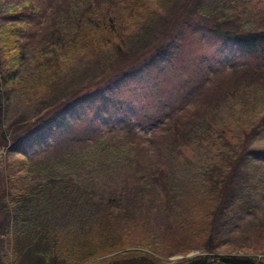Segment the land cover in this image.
Returning <instances> with one entry per match:
<instances>
[{"label": "trees", "instance_id": "trees-1", "mask_svg": "<svg viewBox=\"0 0 264 264\" xmlns=\"http://www.w3.org/2000/svg\"><path fill=\"white\" fill-rule=\"evenodd\" d=\"M151 1L0 0V173L8 180L16 156L34 149L55 156L48 166L35 165L45 178L40 187L24 180L0 187L1 231L13 234V242L21 234L45 241L36 254L50 264H113L119 258L264 264V9L251 0H155L154 7ZM125 14L139 23L136 31L122 29ZM55 20L69 25L62 38L52 33L57 41L47 40L46 26ZM207 36L220 50L216 46L208 57L201 52L190 70L183 44ZM44 48L57 58L91 48L96 67L81 68L82 84L61 98L47 85L49 97L33 121L7 131L4 78L32 50L43 56ZM54 73L59 77L58 69ZM112 105L120 115L108 111ZM135 109L151 110L145 114L148 133L136 129ZM73 111L83 117L75 121L79 126L67 124ZM102 162L112 163L105 172L94 166ZM53 166L61 170L52 172ZM91 182L103 190H93ZM95 192L118 203L98 205ZM138 193L147 204L151 195L165 200L160 222H175L168 229L177 239L160 256L132 249L138 243L125 222L142 210ZM117 195L131 197L125 202ZM242 215H257L254 248L216 254V242L235 231ZM142 240L155 245L152 237ZM193 248L199 252L164 259Z\"/></svg>", "mask_w": 264, "mask_h": 264}, {"label": "rangeland", "instance_id": "rangeland-1", "mask_svg": "<svg viewBox=\"0 0 264 264\" xmlns=\"http://www.w3.org/2000/svg\"><path fill=\"white\" fill-rule=\"evenodd\" d=\"M61 1L63 2L64 0ZM255 1H257V3H255ZM151 2L152 6L154 7L155 0H152ZM250 5L254 7H262L264 9V1L261 0H251ZM28 6L33 7L32 3H29ZM239 8L243 7L239 6ZM46 19L47 18L45 17V20ZM60 21L62 20H55L50 29L46 26L47 40L52 39L54 41H57V39H55V36L59 38H62L64 36L66 27H68L69 25V23H67L69 20L64 22ZM48 24L49 22H47V25ZM139 27L140 25L136 22V19H132L126 14L124 15L122 29L126 28L130 31H136ZM165 27L166 25L164 26V28ZM27 30H29V28H27ZM52 33L55 34L54 37L52 36ZM160 36L156 40H160ZM113 42H118V39ZM217 44L218 43L212 36H207L206 39L203 40V43H201L200 40L197 39L190 43H184L183 49L190 70L195 66L194 60L200 59L201 52L205 51L208 57L211 55ZM107 46L108 45H105L103 48ZM216 48L217 51L218 49L220 50V47L218 48L217 46ZM44 49L45 50L43 51V56H41L40 53L35 54V51L31 49L32 52L27 56L25 63L21 64L20 68L18 66H11L10 73L4 78V85L2 86L3 98L1 104V114L2 120H4V122H2L4 126L3 129L6 128L7 131L14 130L15 128L23 129L26 125H28L29 120L33 121L32 119L35 117L34 114L40 109L41 106L44 105L45 99L49 97L48 90L46 88H48L49 90L51 89V92L57 91L56 94H58V96L61 98L62 96L69 94L71 91L80 86V84H82V81L80 79L81 76L77 74L81 70V68L88 69L91 66L90 64L96 67V65L93 63V47L92 49L87 48L81 51L79 50L80 52L78 53V55H74L75 53H73L70 54V57L68 58H57L56 56H53L54 52H51L50 49ZM64 50L67 49H63V53ZM57 53L61 54L60 51H58ZM87 53L91 54L90 57H88ZM82 57H84L85 61H80ZM103 57H106L107 59L109 58L108 56ZM110 60L111 64L109 61L106 60V63L110 65L108 67H105V73L110 72L109 68L113 66L112 59ZM57 69L60 71L59 77H57L58 75L54 73ZM42 72L43 74H41ZM45 78L49 83H45ZM92 88L93 87L91 86V89ZM64 91L66 93L65 95H62L61 93ZM122 105V107H125L128 105V103L123 102ZM42 109L40 110V112L42 111ZM108 111L114 112L117 115H120L121 112L118 107L114 109L113 105L109 106ZM150 111L151 110L146 109L145 111L140 112L138 109H135L134 114H132V119L134 120L136 129L141 134L148 133L149 122L145 118V114L149 113ZM90 112L93 113L94 110L90 109ZM71 115L72 116L68 117L67 124H75L79 126L78 123H75L77 118L79 119V121L83 119L82 116H79V111H73ZM21 139H23V137H21ZM144 142L147 141L145 140ZM25 144H29V142H25ZM44 150H46V148ZM2 153L3 150L0 148V154ZM183 153L185 155L190 156L191 150L185 148ZM51 154L52 153L46 151L41 152V149H34L31 153H27L26 155L23 154V156H16L18 161L13 163V167L9 171L11 177L7 180V178L5 177L6 173H0V187L3 188L7 182L22 180H24L22 183H25L27 185L30 182H33L34 189L40 187L44 184L45 178L43 177L42 173H40V175L37 173V171L35 170L37 166L35 165H37V163H45L48 166L49 161L55 158V156H48ZM23 158H25L27 161H25ZM47 159L48 161H46ZM98 164L100 165V167H97V170H99L100 172H105L107 169V165L112 163L102 162L96 163L94 164V166H97ZM53 168L54 170L52 172L61 170L60 167L57 166H53ZM28 172H32V177L23 176ZM52 184L55 185L54 183ZM91 184L93 185V190H98L100 188L101 190H103L104 188L103 185L100 183L94 184L93 182H91ZM62 185L64 186V183H62ZM1 188L0 191L3 192ZM82 189L86 191L84 188ZM124 190L131 192V189L129 190L125 186ZM85 195L90 197V194L87 191ZM139 195L140 197H135L136 201H138L136 207L138 208V205L141 202L142 210H139L140 213H138L135 218H131L132 221L128 220L125 222V226L131 231L132 240L134 241V243H138L132 249H142L148 251L149 253H155L158 255L159 250H166L168 245L172 241L177 239L172 237V226H170V230L168 229V224L171 223L170 225H173L175 224V222H173L172 217H167L166 219H168V221H166V223L160 222L161 218H165L163 215V203L165 202V200H160L158 197L151 195V199L153 200V202L151 204H147V199L145 198V195ZM71 196H74V194ZM130 197L131 196H116L119 201L126 200L125 202H127ZM80 198L83 201L85 200V197ZM95 200L98 205H105V207L107 206V204L118 203L116 199H113L111 197L109 198L105 193L102 192H95ZM1 214L2 212L0 211V226L4 225V217H2ZM256 219L257 215L252 217L248 215H242V217H239L236 221L237 227L235 228V231H232V233L227 234V236H225L223 240L216 242L217 247L214 249L216 250L215 253L242 254V252H244L242 251V249H245L247 247L254 248L255 234L251 231V229ZM178 235L185 237L184 233L181 231L178 232ZM149 237H152L155 245L150 246L148 240L140 241L142 238L144 239ZM17 238V241L14 240L15 242H13V234H6L1 231L0 228V264H50L46 260L41 259L40 255L36 254V249L39 250L46 248L45 241H37L36 239L31 240L30 236H23L22 234L21 236L17 235ZM261 242V247H264V239H262ZM188 245L190 246V244ZM183 252H181L182 254L180 252L173 253L168 256L167 259L166 257H163L167 261H173L176 259L192 256L198 253L199 250L193 248V250ZM59 263L60 262H57V264ZM118 263L149 264V261L144 258H119L114 261L113 264Z\"/></svg>", "mask_w": 264, "mask_h": 264}, {"label": "water", "instance_id": "water-1", "mask_svg": "<svg viewBox=\"0 0 264 264\" xmlns=\"http://www.w3.org/2000/svg\"><path fill=\"white\" fill-rule=\"evenodd\" d=\"M214 264H216V263H214Z\"/></svg>", "mask_w": 264, "mask_h": 264}]
</instances>
